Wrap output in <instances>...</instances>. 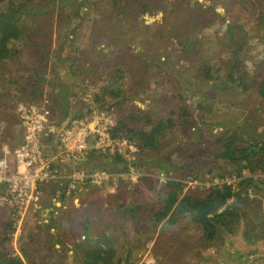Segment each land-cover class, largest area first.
<instances>
[{
	"label": "rangeland",
	"instance_id": "374dc122",
	"mask_svg": "<svg viewBox=\"0 0 264 264\" xmlns=\"http://www.w3.org/2000/svg\"><path fill=\"white\" fill-rule=\"evenodd\" d=\"M120 3L126 5L122 11L114 0H39L42 12L21 19L22 37L11 44L15 57L0 60V124L5 125L0 149L22 143L23 129L16 110L23 102L48 99L59 127L74 114L93 108L113 113L119 124L143 128L147 118L154 123L168 118L184 96L195 125L166 131L158 151L149 152L141 161L146 166L139 163L147 176L131 190L126 189L124 177L114 185L88 187L80 198L81 208L84 199L92 207L99 204L97 209L116 203L130 213L132 206L144 207L141 213H145L130 221L140 237H160L159 259L150 254L154 264H264V173L259 169L243 172L263 190L249 195L242 208L245 220L235 235L207 245L201 227L190 218L156 228L151 221L152 211L170 182L181 183V195H190L196 191L207 194L216 185L238 181L236 174L228 176L231 168L227 166L223 170L227 177L212 181L204 170L205 163H210L213 175L217 173L216 163L223 162L219 158L228 132L264 139V96L259 91L264 82V4L259 0ZM146 3L149 7L142 12ZM235 60L245 82L251 84L246 90L233 88L226 81ZM107 87L115 92L120 88L123 95L114 101ZM102 97L103 101L97 100ZM207 103L211 113L208 107L202 109ZM214 115V120H206L210 124L199 121V116L207 119ZM51 143L49 139L48 145ZM97 168L110 169L100 158L89 159L79 169ZM160 174L165 175L166 183L160 181ZM59 188L57 183L45 187L18 219L10 208L0 206V264H10L8 259L13 257L22 259L20 248L31 247L29 241L41 222L66 220L70 210L81 209L75 208L73 201L52 207ZM112 188L116 194L110 192ZM95 212L99 210L89 215ZM12 220L13 232L7 227ZM244 232L257 236V242L248 245ZM183 237L188 239L187 245L181 244ZM24 240L28 242L22 244ZM185 245L188 249L182 251L180 247Z\"/></svg>",
	"mask_w": 264,
	"mask_h": 264
},
{
	"label": "trees",
	"instance_id": "16d2710c",
	"mask_svg": "<svg viewBox=\"0 0 264 264\" xmlns=\"http://www.w3.org/2000/svg\"><path fill=\"white\" fill-rule=\"evenodd\" d=\"M39 0H0V60H10L16 55L15 49L11 46L14 41L20 40L22 37V29L20 28L21 19L31 14L32 12H42L38 7ZM245 1V0H243ZM264 4V0H259ZM138 2V1H137ZM116 5L121 4L120 0H114ZM126 5H119V10L122 11ZM149 7L146 3L142 5L141 11L144 12ZM139 9V10H140ZM226 75V81L233 88L243 87L246 90L251 84L245 82L241 68L237 61H232ZM219 72L217 69L216 74ZM214 75V77H218ZM228 86V87H229ZM112 87V86H111ZM107 91L116 101L123 95L122 89L117 92L109 89ZM260 94L264 96V82L260 84ZM97 100L103 101L104 97ZM180 104L175 106L170 112L168 118H162L157 123L152 122L147 118L143 128H129L121 121L120 127L129 138L134 141L139 149V163L149 152L158 151L166 139V131H173L176 128L187 129L195 125L194 116L184 96H180ZM115 104V103H114ZM118 106V103L116 105ZM208 107L211 113L212 107L209 103L202 107L203 110ZM111 108V107H110ZM83 112H78L72 117H80ZM214 117L205 118L199 116V121L203 125H207L206 120H214ZM149 127V128H148ZM53 147L48 154L59 152V144L56 141L46 146ZM100 158L101 162L109 167L107 170H118L124 172V163L119 156L106 157L98 154L96 151H90L83 157L81 161H70V165H75L76 168H81L89 159ZM142 159V160H141ZM222 164H217V173L213 175L214 170L210 163H205L204 170L209 175V180L216 177L225 178V168L228 169V176L233 177L235 174L238 181L234 183H224L222 186L216 185L210 189L207 194L196 191L193 194L181 195L183 186L179 182H170L165 190V193L160 197L158 206L152 211V226L156 228L158 225H174L180 218H190V220L201 227L202 240L207 245H212L218 240L225 238L226 235H235L240 227V222L245 220V215L242 212L244 204L247 202L249 195H257L261 190L260 183L253 177L243 176V172L247 169H259L264 173V139L246 138L240 131H231L227 133L224 139L223 152L221 154ZM123 166V169L121 167ZM227 166V167H226ZM164 170H167L164 167ZM223 171V172H222ZM222 172V173H221ZM142 207L139 205L132 206L130 210L131 217L135 220L136 216L141 215ZM7 227L14 231L12 225L14 221ZM246 243L252 245L258 240L257 236L244 232ZM217 250V249H216ZM108 254V253H107ZM106 252H101V248L95 247L85 257L86 264H106ZM10 264H25L20 257L9 258ZM123 261L120 262V264Z\"/></svg>",
	"mask_w": 264,
	"mask_h": 264
},
{
	"label": "built area",
	"instance_id": "2783aa9c",
	"mask_svg": "<svg viewBox=\"0 0 264 264\" xmlns=\"http://www.w3.org/2000/svg\"><path fill=\"white\" fill-rule=\"evenodd\" d=\"M16 116L23 129V140L17 147L5 145L0 149V206L10 208L17 219L24 217L35 195L54 183L60 185V191L52 207L60 208L63 201H73L75 208H80V198L88 187L114 185L124 177L126 189L131 190L141 177L147 176L139 165L136 143L121 129L113 113L91 108L59 127L50 101L43 98L19 104ZM4 129L5 125L0 124V134ZM49 139L58 142L59 152L47 153ZM90 151L106 157L119 156L125 171L116 173L103 168L86 171L68 165L70 161H81ZM58 163H65L63 171L56 168ZM158 178L163 183L168 181L164 174Z\"/></svg>",
	"mask_w": 264,
	"mask_h": 264
},
{
	"label": "crops",
	"instance_id": "0c3cea01",
	"mask_svg": "<svg viewBox=\"0 0 264 264\" xmlns=\"http://www.w3.org/2000/svg\"><path fill=\"white\" fill-rule=\"evenodd\" d=\"M60 164L57 167L63 171L65 163ZM42 192L43 189L37 196L40 197ZM83 203V209L70 210L66 220H48L36 227L32 242L29 241L31 247L20 248V256L25 264H86V255L95 247L101 248L102 253H108L106 264H120L121 261V264H126V258H129V264H139L149 259L147 257H151V252L157 254V246L161 244L157 240L160 237H140L130 221L132 215L129 209L123 212L122 206H116V203L103 209H97L99 204L95 207L90 203L85 204V199ZM93 210L99 212L89 215ZM187 240L183 237L181 244L187 245ZM27 242L24 240L22 244ZM186 245L180 249H188ZM155 258L159 259L157 255Z\"/></svg>",
	"mask_w": 264,
	"mask_h": 264
},
{
	"label": "water",
	"instance_id": "95a60500",
	"mask_svg": "<svg viewBox=\"0 0 264 264\" xmlns=\"http://www.w3.org/2000/svg\"><path fill=\"white\" fill-rule=\"evenodd\" d=\"M128 261H129V258H126V264H129V262H128Z\"/></svg>",
	"mask_w": 264,
	"mask_h": 264
},
{
	"label": "flooded vegetation",
	"instance_id": "af4514ba",
	"mask_svg": "<svg viewBox=\"0 0 264 264\" xmlns=\"http://www.w3.org/2000/svg\"><path fill=\"white\" fill-rule=\"evenodd\" d=\"M67 120H68V119H67ZM67 120H65V122H66Z\"/></svg>",
	"mask_w": 264,
	"mask_h": 264
}]
</instances>
